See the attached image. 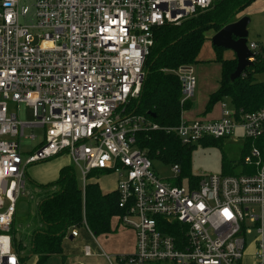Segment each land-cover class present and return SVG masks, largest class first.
<instances>
[{"label":"built area","instance_id":"built-area-1","mask_svg":"<svg viewBox=\"0 0 264 264\" xmlns=\"http://www.w3.org/2000/svg\"><path fill=\"white\" fill-rule=\"evenodd\" d=\"M216 1L0 0V264H26L13 225L28 166L62 153L80 169L83 187L92 171L117 175L121 222L137 237L135 252L121 262L243 264L246 235L255 233V264H264V104L252 112L224 104L220 119H181L173 129L182 143L237 129L247 142L241 172L188 184L159 176L137 137L157 126L127 109L140 95L155 29ZM248 45L256 55L258 45ZM178 74L189 100L194 69L181 66ZM10 102L32 108L35 118L20 120ZM37 127L46 128L44 139L26 154L25 129ZM171 172L176 181L181 168ZM71 234L77 237L78 227Z\"/></svg>","mask_w":264,"mask_h":264},{"label":"trees","instance_id":"trees-1","mask_svg":"<svg viewBox=\"0 0 264 264\" xmlns=\"http://www.w3.org/2000/svg\"><path fill=\"white\" fill-rule=\"evenodd\" d=\"M253 1L217 0L210 8L179 24L155 29V42L144 64L145 77L140 95L128 103L127 109L128 112L144 115L157 126L140 131L137 136L138 145L146 150L150 158L160 157L171 160L173 165H179L181 175L175 181L176 184L183 183L185 174H188L189 179H195V182L199 179V176L188 172V151L195 143H182L173 129L179 125L182 111L191 105V99L183 101L178 69L198 62L208 31L217 32L231 21L235 12ZM214 48L215 60L221 64V77L217 90L209 96L207 109L226 97L236 109L248 112L259 109L264 104V81H256L255 74L264 70L262 53L257 50L254 65L232 81L230 75L236 69L237 60L225 58V49ZM107 173L92 171L88 180L94 175ZM37 186L45 189L58 186V189L38 204V214L43 226L31 233L29 251L23 256L26 264L30 254L37 256L36 264H44L54 255L64 256L62 243L73 227H86L93 235L99 236L112 233L113 219H121L122 210L118 206L117 191L104 192L98 182L90 181L83 187L73 163L60 168L55 183ZM19 248L24 249L22 245Z\"/></svg>","mask_w":264,"mask_h":264},{"label":"rangeland","instance_id":"rangeland-1","mask_svg":"<svg viewBox=\"0 0 264 264\" xmlns=\"http://www.w3.org/2000/svg\"><path fill=\"white\" fill-rule=\"evenodd\" d=\"M254 7L255 6H247L237 12L234 18L245 16L244 14L247 12L250 13ZM250 14H255V12ZM261 16L264 17V13H261ZM251 19L252 22L249 25V40H252L255 37L258 38V30L256 28H258L260 22L261 24L264 22L260 19V17H258V14L253 16L251 15ZM258 19H260V21ZM254 23L257 26H254ZM213 33H215V31L209 30L208 37ZM215 53L216 50L212 45L210 38H207L202 45L198 62L193 64L195 76L198 81L199 98L195 102L197 94H194L195 96L193 95L194 97L190 100L192 103L190 107L183 110L185 111V121L193 120L195 118H202L204 120L220 119L222 117L224 104L228 109L233 108L231 100L226 97L216 101L211 108L207 109L209 100L205 99L203 93L211 87L217 89L221 77V64L213 59L214 56L216 57ZM224 54V56H227L230 52L228 50H224ZM256 77L259 80H264V72L258 73ZM9 108L10 112L13 111L18 114V118L20 120H31L35 118L34 110L26 107L24 104L17 107L15 103L10 102ZM45 130V127L25 129V136L22 137V146L26 154L32 153L35 150L36 145L43 141ZM32 133L37 136L35 140L28 138V136ZM246 152L247 144L241 129H237L235 133L222 138L206 137L201 141L195 142V144L188 151L190 162L188 172L195 176L239 173L244 168L243 158ZM67 159L68 156L66 154H61L46 160L37 161L29 165L27 168L26 191L18 198L13 225L17 238L21 240L26 247V250H24L23 253L24 255H26L29 251L31 233L34 229L43 226L38 214L39 202L47 195L58 189V186H51L45 189L38 187L37 184L48 185L55 183L59 176L60 165ZM151 159L153 166L160 177L170 180L172 183H176L172 177H170L172 176L171 168L173 166V162L171 160L162 159L160 157H152ZM75 170L78 180L82 182L80 169L75 167ZM185 175L186 176L183 177V184H188L189 176H187L188 174ZM97 179H99L102 187L110 189L115 182V175L100 174ZM118 228L124 231L132 230L129 226H126L123 223ZM78 229L80 232V238L72 242L69 239L71 232H68L63 240L62 247L64 249V244L69 243V245L73 246L75 249L74 255L81 256L84 253L85 243H90L93 241V238L85 227H80ZM254 238L255 233L246 235V244L248 247L245 252L243 264H255L256 256L254 253L256 247ZM36 260L37 256L30 254L27 257V264H36ZM67 263H70L69 260ZM48 264L51 263L49 262ZM115 264L118 263L115 262ZM121 264L132 263L127 262Z\"/></svg>","mask_w":264,"mask_h":264},{"label":"crops","instance_id":"crops-1","mask_svg":"<svg viewBox=\"0 0 264 264\" xmlns=\"http://www.w3.org/2000/svg\"><path fill=\"white\" fill-rule=\"evenodd\" d=\"M249 6H255L250 11V13L255 12V14H250L249 12H247L244 15H248L251 17V15L253 16V15L258 14V17H260V19H262L264 21V17L261 16V13L264 12V0H254L251 4H249ZM260 19H258V20L260 21ZM254 26H257V25H255V23H254ZM256 29L258 30V32H257L258 38L255 37L252 40L250 39L249 42H255L258 45V50L260 51V53H262L263 58H264V22H262V24L260 22V24L258 25V28H256ZM208 35L209 34L207 33V38H210L213 34L210 35L209 37H208ZM229 52H230V54L227 56H224V57L225 58H235V54L232 51H229ZM215 55H216V53H215ZM215 58L216 57L214 56L213 59H215ZM193 69H194V67H193ZM261 72H264V70ZM258 73H260V72H257L255 74L256 81H260V82L264 81V80L257 79L256 76ZM218 86H219V84H218ZM216 90H217L216 88H212V87L207 89L203 93V95L205 96V99H209V96L213 92H215ZM194 94H197V99L195 100V102H196L199 98L198 81L196 84V89H195ZM184 114H185V111L182 112V119L185 121ZM197 119L204 120L202 118H197ZM193 120H196V118ZM193 120H189V121H193ZM212 120H215V119H212ZM186 121H188V120H186ZM62 154H66L68 156V159L65 162H62V164L60 165V168L66 164H72V160H71L70 156L67 153H62ZM107 174L115 175V182H114L113 186L110 185L111 186L110 189H106L100 185V181H99V179H97V177L99 175H94V177L89 179L88 182L89 181L90 182H98L100 185V188L104 192L114 191L116 189V185H117V175L114 173H107ZM121 224L122 223H121L120 217H117V218H114L112 221V227H113L112 233L101 234L99 236H95L91 232L88 231L92 235L93 241H91L90 243H88V242L85 243L83 255H81V256L80 255H74V252H75L74 247L69 245V243H65L64 249H63L64 256H62V257L60 255L51 256L48 259L49 261L47 260V262L45 264H48L49 262L51 264H109V262L107 261V258H106L107 255L112 257L113 264H115V262L118 264L124 263V262L120 261L119 257L122 255H129V254H132L135 252L136 246H137V237H136L135 230L132 228H130V229H132L131 231H124V230L119 229L118 227H120ZM70 235L72 236V234H70ZM70 235H69V237H70ZM79 238H80V232H79V235L77 237L72 236V239H70V238L69 239H70V241L73 242L75 240H78ZM87 248L90 251L89 255H85V251ZM68 260L70 263H67Z\"/></svg>","mask_w":264,"mask_h":264},{"label":"water","instance_id":"water-1","mask_svg":"<svg viewBox=\"0 0 264 264\" xmlns=\"http://www.w3.org/2000/svg\"><path fill=\"white\" fill-rule=\"evenodd\" d=\"M237 12L234 13L229 23L210 37L214 47H221L235 54L237 65L234 72L230 75L232 81L243 75L248 67L254 65V61L250 58L255 56V53L250 50L248 45L249 25L252 19L248 15L234 18ZM69 238L72 239V236L70 235Z\"/></svg>","mask_w":264,"mask_h":264}]
</instances>
